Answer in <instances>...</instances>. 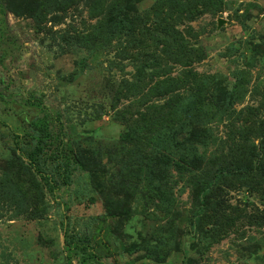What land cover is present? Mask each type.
<instances>
[{
	"label": "rangeland",
	"instance_id": "obj_1",
	"mask_svg": "<svg viewBox=\"0 0 264 264\" xmlns=\"http://www.w3.org/2000/svg\"><path fill=\"white\" fill-rule=\"evenodd\" d=\"M155 106L173 120L150 134ZM39 120L59 189L30 165ZM220 166L232 226L193 231ZM246 171L264 179V0H0V264H81L65 237L101 264H264Z\"/></svg>",
	"mask_w": 264,
	"mask_h": 264
},
{
	"label": "trees",
	"instance_id": "obj_2",
	"mask_svg": "<svg viewBox=\"0 0 264 264\" xmlns=\"http://www.w3.org/2000/svg\"><path fill=\"white\" fill-rule=\"evenodd\" d=\"M116 25L119 29L124 30L127 33L132 32V22L126 23L125 21H117ZM170 37L176 39L175 49L178 52H182L183 46L178 42L177 37L178 33L175 30L169 31ZM178 43V44H177ZM147 121L144 123V121ZM164 120L167 122V125L170 126L171 120H173L171 115H167L164 112V108L162 107H153L152 114L146 119L136 120L134 121L137 126H144V131L149 132L151 134L152 131L146 130L147 128L154 127L157 121ZM184 124V123H183ZM182 124V125H183ZM157 126V124L155 125ZM184 126V125H183ZM182 126V127H183ZM33 130V139H37L35 149L30 152V165L36 171L38 175H40L41 179L46 182V184H51V182H55L51 176L46 175L44 170L41 167V163L39 161V153L42 151L41 145L42 141L47 137V126L46 124L39 120L34 122L32 125ZM136 137L141 138V135L138 136V133L135 134ZM187 135H185L186 137ZM263 147V142L259 145V148ZM258 148V151H259ZM262 150V149H261ZM262 152H260L261 154ZM256 160L259 161V153L256 155ZM263 160V159H262ZM220 161V160H219ZM225 167L220 166L212 176L204 181L201 184V189L199 193H201V209L195 214L194 223L192 226L193 231L197 230L198 223L204 220L213 219L214 226L220 229H228L232 226V221H228L227 216L224 213V209L226 208L227 201V193L229 191L234 190L236 180L233 178V172L229 173L228 171L224 172ZM253 171H246V175L244 177L245 180H250V187L255 190V192L260 193L264 196V179L262 180H253L250 176ZM250 174V175H249ZM56 188L59 189V186L55 182ZM65 248L69 252H76L77 254H81V264H91L90 262H94L97 264H101L98 258L94 255L93 251L89 246L84 245L81 241H77L73 238L65 237Z\"/></svg>",
	"mask_w": 264,
	"mask_h": 264
}]
</instances>
